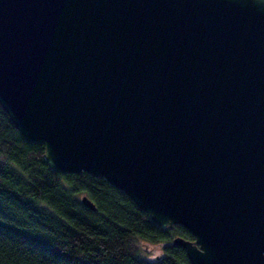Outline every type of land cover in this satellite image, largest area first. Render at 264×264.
Masks as SVG:
<instances>
[{
	"label": "water",
	"instance_id": "water-1",
	"mask_svg": "<svg viewBox=\"0 0 264 264\" xmlns=\"http://www.w3.org/2000/svg\"><path fill=\"white\" fill-rule=\"evenodd\" d=\"M0 104L192 264H264V0H0Z\"/></svg>",
	"mask_w": 264,
	"mask_h": 264
},
{
	"label": "trees",
	"instance_id": "trees-1",
	"mask_svg": "<svg viewBox=\"0 0 264 264\" xmlns=\"http://www.w3.org/2000/svg\"><path fill=\"white\" fill-rule=\"evenodd\" d=\"M44 150L0 104V264H192L172 244L194 238L186 227L162 229L103 176L53 170ZM144 243L156 246L153 258Z\"/></svg>",
	"mask_w": 264,
	"mask_h": 264
},
{
	"label": "rangeland",
	"instance_id": "rangeland-1",
	"mask_svg": "<svg viewBox=\"0 0 264 264\" xmlns=\"http://www.w3.org/2000/svg\"><path fill=\"white\" fill-rule=\"evenodd\" d=\"M145 246V247H144ZM147 244L144 243L143 246L141 247L142 249V255L144 257H148V258H153L156 255V251L157 249L155 248L156 246L149 244L147 247ZM145 248H147L148 250H152V253H150L151 251H147Z\"/></svg>",
	"mask_w": 264,
	"mask_h": 264
}]
</instances>
